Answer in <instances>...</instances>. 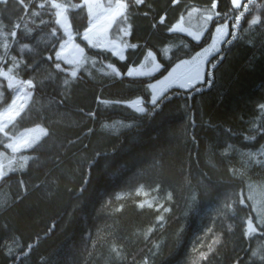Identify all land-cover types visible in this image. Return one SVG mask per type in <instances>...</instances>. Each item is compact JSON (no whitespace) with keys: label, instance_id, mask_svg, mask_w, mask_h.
Segmentation results:
<instances>
[{"label":"snow or ice","instance_id":"6c2138e0","mask_svg":"<svg viewBox=\"0 0 264 264\" xmlns=\"http://www.w3.org/2000/svg\"><path fill=\"white\" fill-rule=\"evenodd\" d=\"M21 2L23 4V0ZM262 2L264 0H228L227 7H223V0H167L166 6L159 11H156L152 0H114V3L113 0H77L75 3H61L59 0H35L33 3L29 0L23 4L25 14L29 8L32 10V26L27 20L23 25L19 21L14 22L8 28L7 39L0 44V107H4L0 111V157H9L7 171L0 163V191L3 192L0 216H11L37 190L42 195L45 190L52 195L59 189V177L54 176L51 170L40 183L33 180L32 173L49 163L59 169L63 161H50L44 154L45 147L49 142L60 141L63 144L66 141L79 153L75 158V168L66 173L70 180L78 177L75 188L71 190L76 196L91 195L94 190L95 197L103 206L105 198L119 202L120 194L127 189L130 196L135 194V208V201L140 200L141 194L147 195L145 188L157 193V198L147 204L149 218L140 219L145 215L144 202L138 205L137 217L140 226L151 225L147 228L145 243L157 236V232L164 237L163 242L149 247L147 252L141 251L138 256L135 251H130L128 244L115 239L103 253L99 252V256L104 255L103 264H161V261L168 264H217L229 241L233 248L239 242L243 250L233 255L228 264H264V100L255 104L256 114H261L259 123L255 114L251 122L244 121V126L238 129L231 124L225 127V121L205 112L197 114L199 109L191 104L185 105L186 122L182 123L180 134L177 136L174 127L170 135L182 140L183 146L187 147L186 157L181 154L180 144L140 153L126 165H119L108 173L110 187L106 185L98 189L97 163L102 156L109 154V148L89 149L84 141L99 136L107 144L114 137L106 132L108 125L103 123L106 117L100 114L99 109L93 111L88 108L85 112L74 103L79 85L91 77L88 65L90 49L110 46L119 61L124 62L123 68L108 65L116 76L148 77L147 80L133 82L139 86L137 100L130 103V107L139 113L134 115L164 120L169 115L168 102L175 95L183 93L189 101L215 83L223 49L219 44L213 46V35L223 28L226 35L221 39L226 36L235 38L236 33L249 24H264ZM249 3L257 6V12L251 18ZM70 11L73 12L71 17ZM229 14L231 18H228ZM138 15L151 17V31L159 33L162 30L168 34L167 38L153 45L147 41L143 45L127 42L124 38L131 40L135 35L134 21ZM194 15L200 22L192 30L185 27V16L190 22ZM77 19L80 20L78 24ZM113 28L120 36L119 43L108 39L109 30ZM177 38L184 51L179 55L169 54L170 48L164 45L168 39ZM77 40L79 42H75ZM123 48L143 49L141 55L151 65L148 72L130 67L122 54ZM201 53L203 74L198 82L191 86L182 84L179 88L163 84L176 65ZM138 62L131 61L132 64ZM41 71L46 78L41 77ZM47 87L53 89L47 99V107L42 105V110L35 113V119H31L30 114L43 101L41 93ZM74 109L91 120L93 126L84 123L74 133L75 140L64 137L61 141L56 134L58 122ZM189 113H193L191 118ZM26 117L35 129H39L42 138L29 135L33 128L19 132ZM238 119L243 121L241 116ZM206 124L213 131L221 130L222 134L218 132L215 137H202L199 130ZM22 149L34 155H25ZM115 149L116 146H112L111 152ZM104 168H108L107 161ZM65 190H68L67 185ZM113 197L115 201H112ZM82 203V199L72 203L59 217H48L45 227L23 244L14 264L31 257L33 251L53 237L64 220ZM124 214L125 205L121 203L114 209L115 219L121 220ZM189 217L202 218L191 237ZM224 219L231 223L225 226ZM4 227L7 228L8 224L5 223ZM170 228L172 247L168 244ZM14 235L20 239L18 232ZM87 239L93 240L91 233ZM165 248L169 251L167 257L162 258ZM87 255L91 256L92 252L88 250Z\"/></svg>","mask_w":264,"mask_h":264},{"label":"trees","instance_id":"16d2710c","mask_svg":"<svg viewBox=\"0 0 264 264\" xmlns=\"http://www.w3.org/2000/svg\"><path fill=\"white\" fill-rule=\"evenodd\" d=\"M29 0H23V4H27ZM35 0H33V3ZM39 2V0H38ZM61 3H75L77 0H59ZM156 5V11L166 6L167 0H152ZM114 3V0H113ZM21 0H5L0 1V44L6 39L8 28L16 21L21 25L27 20L31 27L32 10L29 8L27 14ZM250 4V3H249ZM248 4V9H249ZM228 0H223V7H227ZM170 11V15L172 11ZM250 13V9H249ZM248 13V14H249ZM73 12H69L71 17ZM155 15V12H153ZM231 18L230 14L229 17ZM151 17L136 16L135 18V35L131 40L124 38L129 43H139L141 45L147 41L150 45L159 43L165 40L168 36L166 32L156 33L151 31ZM223 21V18L221 22ZM80 22L77 19L76 23ZM7 27H6V26ZM224 29H222V32ZM221 33V32H220ZM226 35V34H225ZM216 35L212 37V41ZM111 37L114 40L120 41V36L115 33V28L111 29ZM231 41V42H230ZM75 42H79L78 40ZM180 39H168L164 45L170 48V53L179 55L184 49L180 46ZM222 47V60L219 62V67L216 69L215 83L210 89H205L202 94L196 95L192 100H187L183 93L177 94L168 102L169 115L164 120L159 118L150 119L145 116L137 118L130 103L137 100L139 92L138 82L147 80L148 77H127L122 78L116 76L112 69L108 67L112 64L113 67L123 68L124 62L113 55L106 49H90L88 65L91 72V77L81 82L79 85L74 103L82 107L85 112L88 108L93 111L99 109L102 116L106 117L103 123L108 125L106 132L111 135L112 139L105 144L99 136H92L84 141L89 145V149L94 147L109 148V154L102 156L96 168L95 175L98 177L96 188L111 186V181L107 177L108 173L117 169L119 165L127 164L132 158H135L140 153L147 154L159 147H168L169 144L176 146L181 145V154L187 156V147L183 146L182 140H177L170 135V130L174 127L177 131V136L180 134L182 123H185L184 118L185 108L187 104L199 109V113L211 115L218 118L220 121H225V127L231 124L233 128L238 129L244 126V121L251 122L256 114L255 104L257 101L264 100V25H247L236 33L235 38L226 36L219 44ZM125 49V57L129 61L142 59L141 52L131 48ZM41 77L46 78V74L41 71ZM52 87H47L42 90L41 95L44 97L41 103L35 106L34 111L30 114L31 119H35V113L47 107V99L52 95ZM31 103V100H29ZM27 107V105H26ZM4 107H0L3 111ZM135 114V115H134ZM193 113H189V118ZM260 113L256 114V122L259 123ZM241 116L243 121L238 119ZM26 121L19 128V132L25 128H34V125ZM87 123L92 127V121L89 120L83 113L78 110H72L62 121L58 122L56 134L63 141L64 137L75 140L74 133L79 128ZM113 124L120 125L119 128H113ZM191 132V129H189ZM221 130L213 131L207 124L199 130V134L203 136L215 137ZM222 134V132H221ZM116 146L115 152H111V147ZM25 155H34L27 150H21ZM45 156L48 159L55 160L59 163V169L53 167L49 163L44 168H39L33 171L32 178L40 183L45 180L46 173L52 171L54 176L59 177L60 187L52 195L47 194L45 190L42 195L39 190L33 192L28 201L20 205L11 216H0V264H14V258L21 252L23 244L34 234L38 233L45 227V221L48 217H59L63 214L66 207L79 200H83L82 204H78L74 213L64 220L63 225L57 230L56 234L49 240L40 244L33 251L31 257L26 260H21L20 264H103L104 255L99 256V252L103 253L104 249L112 244L115 239H120L129 245L130 251H135L139 256L140 252H147L149 247H153L157 243H162L164 237L157 236L149 243H145V238L148 235L147 228L151 225L144 224L140 226L137 217L138 205L144 202L145 215L143 220H147V204L152 203L154 198H157V193L145 188L147 195L141 194L140 200H136L137 207H133L134 195H129L125 189L120 195L119 202H110L105 198L103 206L95 197V191L92 194L85 193L84 197H78L72 188H75L76 180H70L66 174L69 169H74L76 166V156L79 154L76 147L63 141L49 142L45 147ZM19 155V154H17ZM3 158V157H1ZM9 157L5 156L3 165L7 171L9 167ZM108 162V168H104L105 162ZM16 162L13 161V164ZM63 170V171H61ZM37 177L39 179L37 180ZM65 185L67 189L65 190ZM6 191V189L4 190ZM3 192L0 191V197ZM115 201V197L112 198ZM162 202V201H161ZM121 203L125 205V214L121 220L117 221L114 216V209L119 208ZM206 219V217H204ZM202 222L201 217H189L190 225L189 236L196 232L198 225ZM8 227L5 228L4 224ZM50 223V221H49ZM231 221L224 219L223 224L227 226ZM127 225V227H124ZM171 231L169 229L168 244L172 245ZM14 232H18L20 239L17 240ZM91 233L93 240H88L87 236ZM20 245V247H17ZM87 245V246H86ZM9 248L12 249L9 252ZM92 252L91 256L87 253ZM243 245L237 242L236 248L232 247V242L229 241L225 249H223L222 261L223 264H228L229 259L241 253ZM169 248H165L164 257H167ZM44 257L40 259V257ZM99 256V257H98ZM221 259L217 260V264H221ZM247 259V257H245ZM161 264H168L167 261H161Z\"/></svg>","mask_w":264,"mask_h":264},{"label":"rangeland","instance_id":"374dc122","mask_svg":"<svg viewBox=\"0 0 264 264\" xmlns=\"http://www.w3.org/2000/svg\"><path fill=\"white\" fill-rule=\"evenodd\" d=\"M0 1H5V0H0ZM262 8H264V2H262ZM249 9H250L249 18H251V16L257 12L256 4L250 3ZM261 14L264 15V11H262ZM199 22H200L199 19L195 15L193 16V18L191 19L190 22L188 20V17L185 16V27H191L192 30H195V27L199 24ZM262 25H264V24H262ZM222 29L223 28H221V30L219 32L215 33L216 36L213 39V42H214L213 46H215L216 44H220L222 42L223 39H221V37L225 36V31L222 32ZM108 39L109 40L113 39L111 37V30H109ZM116 42L119 43L118 41H116ZM99 49H108V51H110L113 55L116 56V53L111 49L110 46L109 47H102ZM69 51H71V49ZM122 54L125 56L124 49L122 51ZM116 57L119 58L118 56H116ZM202 57H203V53H201L200 56H197L196 58H194L192 60L182 61L180 64L176 65L171 70V72L168 74V76L165 78V80L163 81V84H170L175 88H179V86L182 84H188L191 86V85L195 84L196 82H198L199 78L203 74V64L201 63ZM130 67H133L135 69H139L143 72H148L151 65L146 60H144L142 57V59L140 60V62L137 65H132ZM133 77H146V76H133ZM160 86L161 85H158V87H160ZM139 106L140 105L138 104L137 107H139ZM119 126L120 125H118V124H113V128H119ZM33 129L34 130L31 133H29V135L41 136L39 129H35V128H33ZM21 133H24V131ZM41 138H42V136H41ZM7 160L9 162V159H7ZM3 161H4V157L3 158L0 157V163L3 164ZM259 195L260 194L258 192V198H259Z\"/></svg>","mask_w":264,"mask_h":264}]
</instances>
